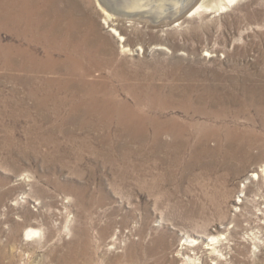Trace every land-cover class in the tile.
<instances>
[{
	"label": "rangeland",
	"instance_id": "obj_1",
	"mask_svg": "<svg viewBox=\"0 0 264 264\" xmlns=\"http://www.w3.org/2000/svg\"><path fill=\"white\" fill-rule=\"evenodd\" d=\"M60 7L88 36L85 75L0 56V264H264V0L168 25L121 16L123 41L96 0ZM12 43L26 46L0 30ZM137 100L192 124L183 143L124 124ZM226 130L244 135L243 160Z\"/></svg>",
	"mask_w": 264,
	"mask_h": 264
},
{
	"label": "bare ground",
	"instance_id": "obj_2",
	"mask_svg": "<svg viewBox=\"0 0 264 264\" xmlns=\"http://www.w3.org/2000/svg\"><path fill=\"white\" fill-rule=\"evenodd\" d=\"M61 1L62 0H0V30H5L11 33V35L18 40H23L26 43V46L14 43L6 46L0 45V56L4 57L3 60H5L8 68L13 66V56H16V68L22 71H29L32 73H44L49 71L55 73V71L57 72L58 70L72 76L76 73H79L80 76H83L88 72V68L91 64H93L92 60H94V53L93 50L90 49L88 36L85 35V33H83L79 28L77 22L75 21L76 19L73 21L70 17H67V13L62 10L65 8V6L63 8L60 7ZM104 1L110 5L113 11L116 12L115 14L108 11L102 6L100 0H96V3L101 8L103 15L107 17L105 19L106 24L108 23L107 27L110 28V32L112 31L113 35H118L119 39L123 41L124 38L122 35L118 33L114 26L112 27L109 24L110 22H119L118 19H120L121 16L125 17V19H131L132 17H135L137 20L144 19L149 23H155L158 18L165 14L166 10H172L174 14H176L177 10H179L181 7L187 6L186 11L182 13V15H178L175 18L172 17V19L169 16L167 19H163L159 22L160 24L165 23V25L171 23L176 24L182 18L187 19L193 17L194 15H199L205 12L224 10L237 0H224L225 2H222L223 0ZM37 44L43 45L44 47L45 57L43 59L38 57L35 51L31 49L32 45ZM121 46L123 50L128 51V48L125 45ZM135 51L142 53L143 49L138 47ZM56 55L62 56V59L56 58ZM85 60L87 61L86 63L83 62ZM47 84L49 86L55 85L58 87V89H65L69 85L68 82H64L63 80H57L55 82L48 81ZM34 95H36V93H32L31 96ZM146 97H148L149 105L151 106L150 108H153L155 102L154 97L151 95L145 96V98ZM49 98H51L50 93L47 92L44 94V97L42 99H38V101L44 106ZM137 102L138 103L135 106L132 108L130 107L127 116H124V124H126L128 127L133 126L134 128L143 126L151 128L154 132L153 141H159V138H162V135L170 133L173 135V143H183V135L191 128L192 124H190L191 126L187 123L181 124L177 123V121L174 122L175 120L162 121L159 117L145 114L142 110L136 112L135 110L139 108L140 100H137ZM96 103H98V101ZM123 103L124 102L116 104L114 105L115 107H113L110 103H106V105L103 103V105L104 107L111 105L113 108H116L117 114L119 115L123 108L127 106ZM95 106L98 108L100 105ZM195 111H199V109L196 108ZM120 120L122 121V118H120ZM145 130L146 129L142 128L140 131H137V129L134 131L135 133H140L142 131L145 132ZM204 130L205 134L202 133L201 136L204 134L206 138H209L216 136L219 129L205 128ZM224 135L225 140L228 141L227 145L232 147L233 143L236 144V158L243 160L246 157L243 154L244 152L241 151L242 145L244 144V135L233 130H226ZM253 175V177L256 179L260 178L262 175L264 176V166H262L260 174L258 173ZM33 233H36V231L30 230L28 233H26V237L29 238V236Z\"/></svg>",
	"mask_w": 264,
	"mask_h": 264
},
{
	"label": "water",
	"instance_id": "obj_3",
	"mask_svg": "<svg viewBox=\"0 0 264 264\" xmlns=\"http://www.w3.org/2000/svg\"><path fill=\"white\" fill-rule=\"evenodd\" d=\"M100 3L102 4L103 7H105L108 11L113 12L116 14L115 11H113V9L110 7V5L108 3H106L104 0H100ZM187 9V6L185 7H181L179 10H177V13L174 14V12L172 10H166L165 14H163L160 18H158V20H156L155 23H159L160 21H162L163 19H167L169 16L173 18L177 17L178 15H182V13H184Z\"/></svg>",
	"mask_w": 264,
	"mask_h": 264
}]
</instances>
